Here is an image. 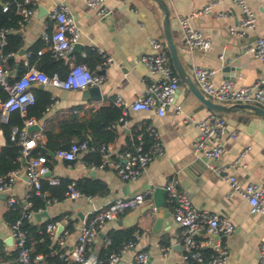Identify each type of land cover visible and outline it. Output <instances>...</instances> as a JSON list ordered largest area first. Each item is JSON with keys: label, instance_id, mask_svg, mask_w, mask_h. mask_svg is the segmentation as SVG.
Masks as SVG:
<instances>
[{"label": "crops", "instance_id": "crops-1", "mask_svg": "<svg viewBox=\"0 0 264 264\" xmlns=\"http://www.w3.org/2000/svg\"><path fill=\"white\" fill-rule=\"evenodd\" d=\"M166 1L171 9V25L180 57L190 74L196 66L212 68L217 70L218 78L230 79L235 87L252 85L264 77V64L247 51L256 37L264 35V0H245L255 11L257 21L254 31L244 38L234 37L229 31L230 27L241 21L244 14L228 0H217V6L210 13L193 18L192 27L211 40V46L205 52L189 51L185 48L178 17L190 15L213 0ZM60 4L67 5L80 30L77 43L80 47L75 49L70 58L73 60L77 54L84 55V50L90 48L103 59L102 65L96 68L97 73L103 77L99 85L103 97L99 101H86L82 97L83 90H64L50 85H43V89L31 87V90L48 92L52 100L44 116L35 120V124L40 127V131L35 133L41 135L36 145L37 142L45 144V133L57 132L62 122H83L100 107L115 105L117 96L128 104L135 101L155 80L141 59L155 53L152 40L163 41L160 16L143 0H105L112 15L110 25L102 21L96 11L88 8L84 0H36L35 15L20 30L26 53L23 56L15 55L16 61H24L29 54V48L41 39L42 32L51 29L49 14ZM221 56L225 57V61H221ZM108 58L111 61L106 63ZM227 69L229 70L226 71ZM120 110L122 113L121 108ZM207 111L181 83L174 103L167 107L163 116L128 109L127 126L112 125L116 138L107 145L112 147L113 153L131 148L128 141L144 134L149 125L156 128L164 150L162 156L151 161L146 170L133 181H123L109 169H91L83 160L90 151L82 152L75 162L52 156L50 177L57 179V183L60 179L70 180V183L82 179L98 180L105 185L106 193L93 197L81 195L76 199L65 197L63 200L45 204L44 210L34 212V215L46 212L48 217H42L38 222L33 215L30 223L38 224L65 215L60 222L65 228L71 223L69 243L73 245L77 228L93 212L116 199L151 191L142 206L120 219L125 224H133L131 228L140 233L137 249L148 254V264H182L184 246L180 239L181 228L173 219V204L168 203L166 195V209L160 210L159 215L162 217L169 211L170 217L156 230L155 218L150 209L153 206L155 189L165 190L171 181H175L176 190L185 194L194 207L233 223L234 232L227 237H220L228 248L226 264H257V246L264 236V214L252 213L248 202L232 192L227 179L234 175L242 186L250 183L264 184V121L236 114L223 115L229 131L234 132L235 136L225 138L222 155L216 161H210L194 150L198 132L193 124L186 122L188 116H193L196 120L202 119ZM2 123L5 122L0 119V125ZM71 141L77 142V138L74 136ZM146 141L148 143L149 139ZM3 146L5 138L0 128V148ZM238 157L239 164L233 168L232 164ZM19 169L21 176L13 188L9 192L0 193V264L12 262V245L5 243L10 238L9 227L4 220V214L8 211L7 196L11 194L21 202L28 201L29 192L32 190L24 175L23 162ZM118 220L109 222L100 234L106 235L112 230L123 228L119 227ZM102 245L103 239L98 237L96 247L100 249ZM162 247L169 249L162 253ZM133 259L134 251H131L120 264H133Z\"/></svg>", "mask_w": 264, "mask_h": 264}, {"label": "built area", "instance_id": "built-area-1", "mask_svg": "<svg viewBox=\"0 0 264 264\" xmlns=\"http://www.w3.org/2000/svg\"><path fill=\"white\" fill-rule=\"evenodd\" d=\"M233 3L244 17L239 23L230 27V33L237 38H244L256 27V13L246 3L245 0H228ZM86 6L97 15L103 17L109 13L105 5V0H84ZM218 4L217 0L208 2L201 9L187 16H179L178 23L182 32V42L189 51H207L211 46V40L204 33L195 29L191 25V20L210 13ZM11 5L15 6V13L19 16V26L22 28L36 13V0H4L0 2L2 11L6 12ZM224 14H219L223 16ZM52 27L42 32V48L37 51V56L49 53L53 58H68L75 44L79 42L80 30L71 15L67 5L60 4L49 14ZM7 31L0 30V53L6 45ZM151 45L155 51L153 55H146L141 62L148 68L151 75L155 77L143 91V93L128 104L120 96H117L114 103L122 109V116L117 120L114 127L127 126V110L152 112L158 116H163L167 107L174 103L177 92L180 88V80L176 75L165 44L158 40H152ZM248 52L264 64V35L258 36L253 44L248 47ZM225 61V57H220ZM111 59H106L109 63ZM25 66H29V54L23 61ZM192 78L203 92L211 99L221 103H241L254 104L264 108V77L258 79L249 86L235 87L230 79L217 77V70L212 68L196 66L192 69ZM15 72L5 68L0 64V89L7 94L5 100H0V119L6 122L11 112L18 110L25 114L29 105L35 101L31 90L33 84L50 85L64 90H85L89 87L99 86L103 77L98 73H92L85 64H76L72 59L69 62V71L64 78L58 74L48 76L35 65L28 67L27 71L18 78ZM14 79V80H12ZM187 123H191L197 129V140L194 150L202 153L210 161H216L224 151L225 138H234L235 133L229 131L226 119L223 115L207 111L205 117L196 120L193 116L186 118ZM35 120L25 121L22 130L14 129L11 133V140L16 141L22 147L18 158L20 162H25L24 175L28 185L36 194H41V181L46 180L49 184L57 183V179L47 176L50 169L47 166V159L44 155L32 156L31 151L36 147V141L41 137L38 133H28L26 128L34 125ZM149 139L147 143L146 139ZM84 151L97 152L100 162L97 165H88L91 169H109L113 171L123 181L136 180L154 159L162 156L164 150L160 135L153 125L147 126L144 134L136 136V142L132 144L131 150L113 153L110 145H102L95 149L88 146L86 141L72 142L67 149L54 153V157L67 162H75ZM240 157L234 160L232 167L236 168ZM20 169L14 170L4 177H0V193L9 192L14 184L20 179ZM231 190L245 199L252 213L264 214V184L250 183L242 186L236 177H228ZM75 184L70 183L65 192V197L76 199L80 193L75 189ZM167 201L173 204L174 222L181 228V244L184 246L182 254V264H226L228 260V248L220 240V237H227L235 230L233 223L218 215L201 210L192 205L189 198L176 190V182L171 181L166 187ZM151 194H135L128 198L116 199L102 209L93 212L89 219L76 230V240L70 245L69 239L71 231L65 228L60 221L50 222L45 226L46 234L53 243L64 249L60 255L63 264H120L125 255L134 251L133 264H148L149 257L145 251L137 249V243L141 239L138 231H135L132 239L124 242L119 250H111L104 255L100 254L101 248H108L111 244L108 234L103 239L100 249L96 247L98 237L103 232L109 222L116 221L125 216L130 211L142 206ZM28 197V196H27ZM56 202L55 199H47L46 204ZM8 210L18 208L21 215L9 227V236L12 239L10 249L16 252V261L20 264H30V249L26 246L27 230L22 225L23 221H32L34 212L30 211L31 203L16 199L11 194L7 196ZM61 232L58 233V228ZM168 247H162V253L168 251ZM205 250L208 253H205ZM258 263L264 264V236L257 246ZM41 259V256H36Z\"/></svg>", "mask_w": 264, "mask_h": 264}, {"label": "trees", "instance_id": "trees-1", "mask_svg": "<svg viewBox=\"0 0 264 264\" xmlns=\"http://www.w3.org/2000/svg\"><path fill=\"white\" fill-rule=\"evenodd\" d=\"M4 0H0L3 2ZM19 16L15 13V6L11 5L6 12L2 11L0 6V30L7 31L6 45L2 48L0 53V64L5 68L13 70L15 72V78L23 75L28 67L35 65L38 69L42 70L48 76L58 74L60 78H64L69 71L68 58H53L49 53H45L41 56H37V51L42 48V40H38L29 48V66H25L23 61H16L15 55L23 48L24 41L20 32L21 28L18 24ZM73 61L76 64H85L88 66L92 73H97V66L102 65L103 59L94 49L87 48L84 50V55H75ZM14 78V79H15ZM12 79V80H14ZM35 101L32 105H29L24 115L18 110L9 114L5 123L0 125L3 136L5 138V146L0 148V177H4L10 172L17 170L21 167V162L18 160L22 147L18 145L16 141L11 140V133L14 129L20 131L25 126V121L29 119L40 120L46 109L52 103L50 94L48 92L32 89ZM7 94L0 89V100H5ZM122 116L120 108L115 105L100 107L94 112L89 119L83 122L65 121L62 122L57 132L50 131L45 133L46 143L42 144L37 142V147L31 151L32 156L44 155L47 159V166L51 170L53 158L49 152L56 153L59 150L67 149L72 143V138L75 136L77 142L84 141L91 142V148H99L102 145L112 143L116 138V131L112 125ZM88 136H90L88 138ZM136 142V137L133 141H128L130 147ZM128 148L126 150H131ZM84 162L87 165H97L100 162V156L97 152H90L84 156ZM70 180L60 179L56 185L49 184L48 181H41V194L47 193L48 196L36 194L35 190L29 192L28 202L31 203L30 211L38 212L44 210L47 199H55L56 201L63 200L65 198V192L70 184ZM75 189L84 197H93L106 193L105 185L98 180L82 179L76 182ZM21 213L17 209L8 210L4 214L5 222L10 225L16 219L20 217ZM65 215L58 216L53 219H48L45 222L32 224L23 221L22 227L27 230L26 246L30 249L31 261L30 264H63L64 260L60 257L64 253V249L57 246L49 240L45 231V226L50 222L61 221ZM68 229L72 232L71 223L67 225ZM135 228H121L118 230H112L108 233L111 244L108 248H101L100 254L104 255L111 250H119L122 244L132 239L135 233ZM166 244V242H164ZM1 247V245H0ZM207 254L208 251L205 250ZM41 256V259H37L36 256ZM10 264H20L16 261V252H11Z\"/></svg>", "mask_w": 264, "mask_h": 264}, {"label": "water", "instance_id": "water-1", "mask_svg": "<svg viewBox=\"0 0 264 264\" xmlns=\"http://www.w3.org/2000/svg\"><path fill=\"white\" fill-rule=\"evenodd\" d=\"M150 6H152L160 16L161 19V29H162V36L163 42L169 54V58L172 64V67L178 76L180 83L184 85L185 89L194 96L208 111L214 112L220 115H229V114H236L240 116H245L249 118H257L264 121V108L254 105V104H241V103H221L217 101H212L208 97H206L203 92L199 89L197 84L192 78V75L183 65L179 47L176 43L174 33L172 30L171 25V9L166 0H143ZM102 21L106 22L108 25L112 22V15L108 13L101 18ZM21 32V31H20ZM79 44H75L72 51L68 54V57L72 55L76 48H79ZM26 53V49L22 48L19 52V56H23ZM227 69L226 71H228ZM32 87L43 89L42 84H33ZM82 97L86 101H99L102 99L103 95L101 94L99 86L89 87L82 91ZM27 132L32 134L35 132L40 131V127L37 124L28 126L26 128ZM91 143L88 141V146ZM51 156H54V153H50ZM23 165L25 162L23 161ZM48 174L47 176H49ZM166 192L164 189L157 188L154 191V202L153 206L150 208L152 210V216L155 218V226L156 228L161 227L164 220L170 217V212L167 211L165 215L162 217L159 215L160 210L166 209ZM42 217H48L46 212L35 214L34 218L36 221H40ZM119 227L123 228H131L133 224H125L123 220H118ZM61 232V227L58 228V233ZM99 237L104 239L105 235L100 234ZM5 243L8 245H12V239L8 238ZM175 248V247H173Z\"/></svg>", "mask_w": 264, "mask_h": 264}, {"label": "rangeland", "instance_id": "rangeland-1", "mask_svg": "<svg viewBox=\"0 0 264 264\" xmlns=\"http://www.w3.org/2000/svg\"><path fill=\"white\" fill-rule=\"evenodd\" d=\"M162 43H163V41H162Z\"/></svg>", "mask_w": 264, "mask_h": 264}]
</instances>
